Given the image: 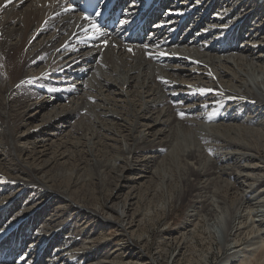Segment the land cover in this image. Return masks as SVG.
Listing matches in <instances>:
<instances>
[{"label": "bare ground", "instance_id": "bare-ground-1", "mask_svg": "<svg viewBox=\"0 0 264 264\" xmlns=\"http://www.w3.org/2000/svg\"><path fill=\"white\" fill-rule=\"evenodd\" d=\"M143 1L134 0L133 11ZM158 1L160 7L174 4L164 20V29L156 32L159 41L131 48L118 45L112 37L96 35L91 22L82 20L70 0H0V264L23 263L26 252L22 246L27 237L32 242L40 240L36 228L42 224L54 194L63 202L69 199L82 207L78 194L56 188L48 167L57 156H68L67 150L74 145L75 151L84 156L85 151L79 147L82 145H77L80 141H74L83 134L89 136V143H96V139L114 141L104 148L120 164H110L113 167L106 166L105 171L119 168V181L126 182L130 191L134 189L132 195L136 186L131 182L151 173L156 182L151 193L165 197L164 191L156 193L158 180L179 166L184 184L181 200L190 201L191 207L184 228L191 226L200 213L211 216L219 212L218 223H224L229 212V236L236 235L231 242L239 243L245 229L248 236L260 238L248 250L250 254L245 251L243 260L250 257L252 264V258H264V239L258 234L264 230V218L255 220L256 202H252L256 199L264 206V174L256 171V167H264V1L155 3ZM158 9L150 18H156ZM169 29L174 32L168 34ZM239 40L244 43L239 44ZM107 41L109 44H104ZM195 70L197 82L192 84V92H186L182 77L192 76ZM200 89L205 91L201 93ZM222 96L231 98L223 100ZM239 99L243 102L238 103ZM205 100L220 107L206 111L201 107ZM223 107L226 113L220 111ZM29 122L34 128L42 125V130L31 136L29 129L24 130ZM83 143L87 147V142ZM38 147L43 149L37 151ZM50 150L54 155L43 157ZM152 150L162 158L154 159L155 169L147 160L146 168L141 167L142 174L132 173L136 167L130 166L141 161L140 153ZM24 155L31 161L27 162ZM79 162L82 169L86 159L79 158ZM166 188L162 189L168 191L170 202L173 190L169 184ZM249 190L257 197L248 196ZM149 196L146 200L150 201ZM126 206L129 208L124 203L117 210L123 219ZM87 207L99 218L112 220L99 206ZM105 211L113 215L116 206ZM12 217L19 226L7 234L3 229ZM96 222L93 224H99ZM65 223L66 218L48 223L58 232L49 233L43 246L36 248L34 253L39 252L35 255L40 258L37 263L44 260L45 252L52 257L46 264H56L62 252L54 247L65 243L76 245L81 252L74 263L60 259L65 260L60 264L99 263L108 258L100 247L88 257L87 250L81 248L84 243L72 242L71 237L64 243L65 230L71 227L68 223L61 229ZM78 233L86 235L82 230ZM4 243L8 245L4 247ZM14 256L18 258L12 263Z\"/></svg>", "mask_w": 264, "mask_h": 264}, {"label": "rangeland", "instance_id": "rangeland-1", "mask_svg": "<svg viewBox=\"0 0 264 264\" xmlns=\"http://www.w3.org/2000/svg\"><path fill=\"white\" fill-rule=\"evenodd\" d=\"M262 1L264 0H259L260 3ZM223 9L226 8H222L221 10ZM199 27L200 25L196 27V29H199ZM217 38L218 37H216L215 41H217ZM238 43L241 44L244 42L239 40ZM190 75L191 74L185 76L186 78L182 77V79L186 82V92H192V84L197 82L195 80V76L198 75L196 70L193 72V77ZM125 88H127V84L125 85ZM53 95L55 96L56 93ZM221 98L223 100H229L231 97L227 98L222 96ZM205 101L201 102V107L204 106L206 111H210L211 109L217 110V108L220 107V105L217 104L211 105L209 100ZM240 101V99L237 100L238 103L243 102ZM234 103L236 102L234 101ZM224 108L225 107H223V109L220 111L223 110V113H226L228 110H225ZM45 111L46 109L43 112ZM210 123L212 122H206V124ZM33 125V123L29 122L24 127V130H30L28 133H30L31 136H34L42 130V125L36 126L35 128ZM78 137L80 139L76 138L74 141H80L77 143V145H82L79 147L81 150L85 151L86 155L84 154L83 156L79 152L75 151L76 145H74V147L67 150L66 154H68V156L65 158H60V156H57L54 163L49 166L48 169L50 170V173L54 174L55 181L53 183L55 186H57L56 188L64 189V191H67L66 193H71L74 195L78 194L79 197L77 198V201L82 203L80 204L82 207L80 206L78 208V206H76L74 202L69 199H67L66 202H63L61 201L62 199L56 197L54 194L52 196L53 201L51 202L47 211H45V214H43L42 224H40L39 228H36V236L40 238V240L38 239L37 242H32L33 240L27 237L22 246V249H25L24 252H26V257L23 263L18 262L19 264H46V260L52 259V257H49L50 254L43 252L42 260L43 257L44 260L40 263H37V260L40 258H36V255H39V252L34 253V251H36L37 247L43 246L42 244L45 240V236H48L49 233L55 234L58 232V228H56V231V229L54 230L51 228V225H48V223L53 225L55 221L58 222V220L61 218H66V223L61 226V229L65 228V226L69 224V226H71L70 228L68 227L69 230L68 228L65 230L66 237H63L62 235L64 238V243L66 239H70V237L72 242H74V240L78 243L83 242L84 245H82L81 248L87 250L86 253L89 255L88 257L93 254L97 247L103 248L101 252L106 253L105 255L108 258L103 262L98 263L97 260H95L94 263L90 264H251L250 257L244 260L242 257L244 256L245 251L251 250V247L256 246L254 245V242L258 241L260 238L258 239L255 234H250V236H248V229H245L243 234L240 236L239 243L236 244L235 242L233 243V241L231 242V239L236 235L232 237L229 236L230 230L228 227V222L232 219V214H229V212L225 213L227 221L224 220V223H218L217 215L219 212L217 214L213 213L211 216H206L200 213L196 220L192 222L191 226H188L186 229L184 228L183 225L186 221L188 212L191 210V207L189 206L190 201L181 200V196L184 191V184L182 182L183 179H181V172H179V170L181 171L179 166H174V173L173 171H171L172 174H170L171 172H167L166 175L163 174V177L158 180L160 185L157 187V190L158 188L159 190L156 191V193L164 191L166 193L165 197L163 193H161L164 198L162 196L159 197L157 194L156 197L154 193H151L154 192L152 189L154 190L156 184L150 175L151 173H145L142 177L138 176V179L131 182L134 186H136V191L132 195L131 192L134 191V189L130 191V187L125 184L126 182L119 181L117 176L120 174L118 171L119 168L115 169L114 172L111 173H107V171H105L106 166L113 167L110 164H120V161L115 162V160L111 157L112 155H110L108 152V149L104 148L106 145H112L114 141L107 139L106 141L103 140L100 142L98 139H96V144L92 143L93 140L91 143H89V136H85L84 134ZM63 140L65 141L66 138ZM74 141L73 143H75ZM83 142H87V147H85L86 143ZM31 146L32 145H30L29 148L30 150H32ZM41 149L43 148L38 147L36 150L40 151ZM98 149H101V151ZM50 151V154H46L43 157L54 155L52 150ZM144 153H146L144 154L145 156L140 153L143 158H141V161H139L137 164H134L133 166H130L133 168L136 167L134 169L135 171L132 173L142 174V172H140L141 167L144 169L146 168V164L144 163H146L147 160L150 162L149 164L151 166H154L151 168L152 170L155 169V165H157L154 159H159V161L162 160V158H157L153 150ZM166 153L167 152L164 154ZM79 158L86 159V163L82 169L80 168L82 166L79 165ZM24 159L27 160V162L31 161V157L29 155H24ZM40 161L42 160L37 162ZM32 164L34 165V161H32ZM38 166L41 167L40 165ZM38 166L36 165V167ZM256 169L257 173L258 171H262L261 173L264 174V167L258 166ZM172 177L177 178H173L171 180ZM170 181L172 183H170ZM74 182L78 184L77 187L75 184H73ZM168 184L173 190L171 193L173 198L170 199V202H168V197H166L168 191H165ZM123 185L126 186L124 187ZM162 185L164 186L165 190L162 189ZM147 186L150 190L147 188ZM172 187H174V189ZM247 193L248 196H251L252 198L257 197V195L253 194V192L251 193L250 190L247 191ZM71 194L69 196H71ZM132 196L134 198H132ZM147 196L150 197V201L146 200ZM254 201L256 202L253 203L256 204L254 211V214H256L255 220L264 218V206H260V204L263 203H257L256 199L252 200V202ZM26 202H28V200H26L24 203ZM45 202L46 200L43 202V204H45ZM129 202L131 203L130 206ZM124 203H127L129 206V208L126 206L125 209L127 211V216L125 219H123V217L120 215V211L119 215L117 213V210H119ZM87 206H99L101 212L108 215L112 220L107 221L104 218H99L95 214L90 213L89 209L86 210V208H88ZM111 206H116V211L113 212V215L105 211ZM19 212L20 211H18V213ZM88 219H92V222L88 223ZM97 220L99 224H96ZM17 221L18 220L15 219V217H12V219L8 221L5 228L3 229V232L9 234L16 230V227L19 226ZM118 221L121 222V226L117 225ZM238 221L239 220L236 222L238 223ZM93 222L96 223L93 224ZM75 227L78 230H75ZM9 229L12 230L10 231ZM255 229H257V226ZM80 230H82V232L84 231L86 235H80L78 233ZM211 230H213L214 233L211 232ZM263 232L264 230L260 231L258 234H262L264 239ZM87 234L89 237L86 238ZM56 244L58 243H52V245ZM7 245V243H4V247ZM70 246L71 243H65L61 246L54 247V249L59 248L58 251L62 252L57 256L58 259L56 264H60L61 262L65 261L61 260L59 262L60 259H66V261L69 259L72 261V263L77 261L79 254L78 252L81 251L76 250V245L74 247ZM250 252L251 251H248L249 254ZM231 255H235V257L229 259L227 256ZM15 256L12 258V263L18 258ZM240 259L243 260V262H239L238 260ZM254 259L255 258H252V264H264V258L261 260Z\"/></svg>", "mask_w": 264, "mask_h": 264}, {"label": "snow or ice", "instance_id": "snow-or-ice-1", "mask_svg": "<svg viewBox=\"0 0 264 264\" xmlns=\"http://www.w3.org/2000/svg\"><path fill=\"white\" fill-rule=\"evenodd\" d=\"M4 7H7V4H5ZM96 15L99 16L100 13L97 12ZM85 19H89V20H90L91 17H85ZM91 26H92V28L94 29L96 35H100V34H101V33H100V28H99V26H98L97 24L92 23ZM55 90H56V89H49V91H55ZM199 91H200L201 93H203L205 90H204V89H200ZM180 115H181V117L183 118V113H181Z\"/></svg>", "mask_w": 264, "mask_h": 264}]
</instances>
